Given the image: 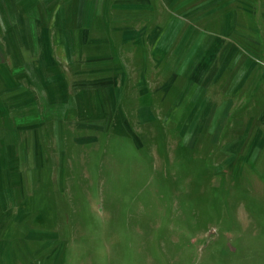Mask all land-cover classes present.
<instances>
[{
    "label": "rangeland",
    "instance_id": "rangeland-1",
    "mask_svg": "<svg viewBox=\"0 0 264 264\" xmlns=\"http://www.w3.org/2000/svg\"><path fill=\"white\" fill-rule=\"evenodd\" d=\"M0 185V264H264V0H0Z\"/></svg>",
    "mask_w": 264,
    "mask_h": 264
},
{
    "label": "crops",
    "instance_id": "crops-1",
    "mask_svg": "<svg viewBox=\"0 0 264 264\" xmlns=\"http://www.w3.org/2000/svg\"><path fill=\"white\" fill-rule=\"evenodd\" d=\"M1 191H2V188H1V185H0V193H1ZM16 196H15V193H14V195L13 194H9V195H6V196H1L0 195V203L2 202V203H5L6 201H8V200H10V199H14ZM17 198V197H16ZM29 199H31V198H29ZM33 200V199H32Z\"/></svg>",
    "mask_w": 264,
    "mask_h": 264
}]
</instances>
